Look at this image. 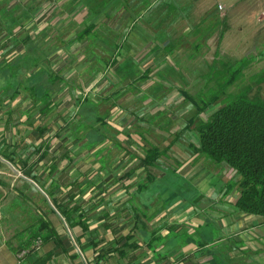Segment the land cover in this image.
<instances>
[{"label":"rangeland","instance_id":"1","mask_svg":"<svg viewBox=\"0 0 264 264\" xmlns=\"http://www.w3.org/2000/svg\"><path fill=\"white\" fill-rule=\"evenodd\" d=\"M141 1L148 5L140 11L142 14L137 13L136 16L133 12V10L136 11L135 7H131V9L120 8L114 13L113 11L108 12L107 15L99 14L94 24L97 32L96 37H86L81 40L78 34L84 28L85 23L90 21L87 17V6L82 7L80 4L72 10L73 12L69 9L57 12L53 3L54 0H46L40 5L42 9L36 12L33 21L22 14L21 19L25 22L23 24H25L26 30L13 26L12 32L18 37L16 40L12 39L6 43L7 55L4 58L14 66L11 65L12 70L7 71V74L0 73V86L12 84L16 87L20 82L25 84V80H27V85H33L38 92H41L45 87L52 85L48 76L50 70L60 69L61 75L65 79H76L77 87L73 90L67 85H56V89L61 90L52 95L53 106H50L49 113L45 116H36L34 109L29 114L33 115L30 117L35 118V120L27 119V121L36 123L42 121L41 125H45V122L51 125V121L57 120L61 124V121L68 120L72 114L78 98L94 97L95 94H105L120 87L119 84L122 81L117 64L107 67L106 72H99L102 75L105 74L103 77L97 78L100 75L98 74L86 81L83 74L76 75V72L79 70L83 72L85 67L83 63L85 62L95 63L97 57L101 60L104 55H107V53H103L104 49L109 48L112 51V48L108 47V42L103 40L112 35L119 38L122 30H124V34L128 33L125 37V40H128L124 50L126 53L124 52L118 60L131 61L126 65V68H132L134 64L136 71L131 69L125 74L124 86L127 85L132 74L136 72L140 74L142 69H145L143 74L147 73V75L140 82L144 85L147 83V87L135 84L122 88L113 96V105L106 102L99 106L100 109L89 103L83 104V107H86V117L90 120H94L99 112L108 108L106 106H110L106 121L116 130L119 149L114 148L110 153L109 164L101 165V156H98L97 151H95L97 147L85 148L70 130H64L60 138H54L51 142L50 153L52 155L65 153L70 158L69 162L67 159L60 161L59 167L62 176L66 175V172L69 173V176L76 173L75 176L82 174L80 181L87 178L93 181L91 185L83 183L85 184L84 187H87L83 194L85 200L83 204H86L90 198L95 203L103 198V203L98 206L99 210L89 213L91 227L98 229V231L101 230L103 233V230H106L114 238L122 236L123 232L130 231L132 225L135 224L131 234L140 243L145 244L144 239L148 238L153 231L161 235L164 234L165 229L174 228L175 230L174 225L168 227L170 222L166 227L161 226L163 219L157 218L160 213H172L173 210L177 213L192 207V210H196L193 211L195 212L193 215L198 219V217L202 218V215L208 214V209L202 210L204 208H200L199 202L208 203L210 201L209 203L212 202L211 204L214 205L219 201V198L223 200L224 194H227V199L238 194L235 190L229 191L230 193L224 192L226 182L233 178V172L229 169L220 170L216 173V169H211L213 171H211L212 177L201 178L205 174L202 169L206 167V162L198 158L197 155L195 156L196 159L193 160L192 149L189 146L197 144V136L193 132L181 134V129L188 119L196 114L201 104L210 103L211 105L199 114L200 117L205 118L212 113L226 101L228 96L225 97L223 94L248 92L250 97L264 99V0L260 2H257L259 0H246L243 5H235L233 12L229 14L228 38L223 40L219 38L220 31L224 30L222 25H207L205 27V24H200L196 28L185 29L183 26L176 30L175 0ZM167 3L172 5L169 6L170 4L167 5ZM237 6H242L243 11H237ZM217 7L218 11L223 9L221 5L217 4ZM109 8L113 9L114 7L112 5ZM246 8L249 10L246 11ZM220 13L222 12L220 11ZM26 34L30 35V39L18 44L20 41L18 39H23ZM4 37V32L1 31L0 42L6 40ZM193 37L195 40L192 42ZM93 40L97 43L93 45L94 47L92 46ZM169 40H178V44L172 46L171 52L167 51L164 54L162 51ZM141 48H143L144 54L140 53ZM175 49H177V55H180L176 59ZM53 50L57 51L53 53ZM38 55H44L43 60L33 64L31 58ZM55 57H57L56 60ZM47 58L53 63L47 64ZM235 62L236 65L245 67V69L238 75L236 73L237 81L229 85L225 81L228 78L229 66L233 64L230 69H234ZM176 67L179 70H176ZM3 93L5 92H3L2 87L0 89V102L4 96ZM145 94L148 96L144 97ZM149 95H152V99ZM30 99L29 93L17 94L10 105L1 106L0 104V146L4 142V138L9 143L16 139L15 126H11L7 131L4 130L1 121L2 118H5L4 110L6 108L10 111L15 110L11 118L18 120L19 111L17 110L30 107ZM25 118V115L21 116L22 121ZM28 126L29 123L25 124V120L19 126L21 128L19 133L26 141L41 142L52 138L54 134V128H52L46 131L42 138H38L35 130H26L29 128ZM173 137L177 140L175 144L170 146L171 148L166 154L167 157L164 156L158 160L157 167L152 168L153 179L151 183H147L144 190L137 191L138 185L146 179L139 160L143 155L144 144L157 145L163 148ZM104 144L109 147L112 143L107 140ZM0 158L6 164V166L0 164V242L2 241L8 247H14L13 251L16 253L14 261L12 260L11 263L5 258L4 262L5 264H15L19 263L29 252L28 249L16 251L18 243L16 232L24 227L18 219H22L21 213H19L20 205L18 207L11 205L16 193L18 195L16 188L24 189L26 194L31 197V203L35 199L34 196L37 197V190L46 198L47 196L32 179L25 177L24 180L27 183L19 180L22 177L21 172L11 162L1 156ZM52 160L53 157H47L46 166ZM181 164L185 165L183 171ZM167 165L172 169V172L165 174L164 170L162 172L157 170L167 167ZM45 170L47 169L44 168L43 171L45 172ZM195 171L198 175L197 181L192 179L195 177L186 179L185 173L184 176L182 175L183 172H186L191 177ZM166 186H171L170 189L168 188V200H164L165 202H162L161 207H159L157 202L160 200L161 191ZM47 201L49 204L51 203L49 198ZM108 203L110 205L107 206ZM168 208L170 210H167ZM166 210L167 212H165ZM104 211L107 214H104ZM147 215L152 217L150 221L145 220ZM134 216H136L135 219ZM48 218L61 234L66 235L67 233L72 239L74 245L67 244V250L74 249L78 252L80 248L72 238V230L66 226L59 214L57 212L55 214L49 213ZM165 219L168 220L166 216ZM208 219L207 225L203 224L196 228L191 227L187 222L181 223L176 229L179 231L176 233L177 242L180 243L181 240L184 242L186 238H191V240L179 245L178 248H183L196 239L199 240L200 237H203L200 235L203 231L209 235L206 237L211 243L216 239H221L219 238V227L212 222V217L208 216ZM104 226L107 227L104 228ZM189 229L191 231L187 235ZM73 230H78V228L75 227ZM110 235L105 233L103 239H98L97 235L95 238L98 239L99 244L102 241L101 246L106 248L111 245L107 239L111 237ZM66 240L64 237V241ZM228 241L235 242L238 247L242 246V242L238 243L234 237H229L220 240L210 250L224 248L221 256L226 259L227 264H264V260L260 259L262 254L259 256L251 252L250 249H246L240 259H236L232 255L228 257L229 250H226ZM157 245L163 247L162 243ZM262 245L264 244L262 243ZM32 247L33 250L37 247L38 250L51 248L50 244L42 242L37 246L32 243ZM23 250L24 253H22ZM85 251H87V259H89L91 252L88 249ZM161 255L163 256V251L161 253L154 251L156 258ZM209 255L210 259L206 260L208 257L200 258L202 263L217 264L214 258L215 253ZM60 256H54L47 264H60V261L63 262ZM149 257L153 258L150 253L147 254V258Z\"/></svg>","mask_w":264,"mask_h":264},{"label":"trees","instance_id":"2","mask_svg":"<svg viewBox=\"0 0 264 264\" xmlns=\"http://www.w3.org/2000/svg\"><path fill=\"white\" fill-rule=\"evenodd\" d=\"M44 1L46 0H0V33L3 31L5 35L4 38H6V40L0 42V59L2 58L0 60V73L7 74V71L12 70L11 65L13 64H11L10 61L6 60L4 57L7 55L5 48L6 43L12 39L16 40V37H18L12 32V29L14 28L13 26H18L19 29L26 30L25 24H23L25 22L22 21L21 15L25 14L26 18L29 17L30 21H33L36 12L42 9L40 5ZM140 1L141 0H54L53 3L55 4V10L57 12H63L68 9L72 11L80 4L82 7H88L86 8L88 11L87 17L90 21L87 22V24L85 23L83 26L84 28L78 34V37L81 40L86 37H96L97 32L95 31L96 28L94 24L96 23L95 21L99 14L107 15L108 12L113 11L114 13L118 9L124 7L130 9L131 7H135L137 9L135 5H137ZM168 4L170 3H167V5ZM112 5L114 8H109V6ZM147 5L148 4L146 3H142V7H146ZM171 5L172 4L169 6ZM133 12L135 16L137 13H140L138 10H133ZM224 20L225 18L222 19L223 27ZM132 24L134 23L132 22ZM123 31L124 30L121 31L119 38L109 35L112 38L107 37L106 40H103L106 43L108 42V47H111L112 51H110L109 48L104 49L103 53H107V55H104L101 60L97 57L95 59V63L85 62L83 63L85 65L83 72L82 70L76 72V75L83 74L86 81L90 78L92 79L98 74L100 75L97 76V78L103 77L105 74L102 75L99 72H106L107 67L117 64L120 74L119 76L121 78L120 80L122 81L119 84L120 87H118L115 91H108L105 94H95L94 97L88 96L78 98L76 100V107L74 108L72 114L68 120L63 122L61 121V124H59L57 120L51 121V125L46 122L45 125H41L42 121H39L38 123L27 121V119L35 120V118L30 117L33 115L29 114L34 109L36 116H45L49 113L50 106H53L52 95L61 90H57L56 85H67V87L73 90L77 87L76 79H65L61 75L60 69L55 71L50 70L48 76L52 85L51 87H45L41 92H38L33 85H27V80H25V84L20 82L16 87L12 84L0 86V89L3 87V92H5L3 93L4 96L0 102L1 106L6 104L10 105L12 101H14L17 94L22 95L29 93L31 97L30 107H24V110H22L23 108L17 110L19 111L18 120H13L11 118V115L14 114L15 110L10 111L8 108L4 110L6 113L5 118L1 119L4 130L7 131V129H10L11 126H15L16 139L9 143L4 138V142L0 146V156L11 162L15 168L21 172L22 177H20L19 180L26 182L24 178L28 177L35 181L53 205L52 207V205H50L47 201V198L38 190L36 191L37 197L34 196L35 199L31 203V197L26 194L24 189L20 188H16V191L18 190V195L16 193L15 198L11 202V205H14V207H18L20 205L19 213H21L20 216L22 219H18L22 222L21 224L24 225L23 229L16 232V237L18 238L16 251L19 252L22 249H28L29 252L25 255L26 257L33 251L32 243L36 238H40L44 244L51 242L54 245L52 250H49L45 254V257L41 259L39 264H42L45 260H47L54 250L59 249L62 252H68L66 245H73L69 237H67L65 242L64 239L62 240L60 234L57 233L56 227L48 218L49 213L55 214L57 212L66 226L70 229L74 226L80 227L81 234L73 236V239L79 248L83 250L80 244V239L86 232L92 231L89 228V213L96 211L99 204L103 203V198L99 199L96 203L93 202L92 198H90L86 204H83V194L87 189V187H84L85 184L83 183L91 185L93 181L88 178L80 181L82 174L75 176L76 173L69 176V173L66 172V175L62 176V173L60 172L61 169L59 167L60 161L67 159V162H69L70 158H68L65 153L61 155H52L50 153V145L54 138H60L62 136L64 130H70L72 135H75V138L78 141H81V144H83L85 148L90 149L97 147L95 151H97L96 154L98 156H101V165L109 164L110 158L108 157L110 156V153L114 148L119 149L120 146L118 145L119 141L116 138V130L106 121V116L110 106H106L108 108H104L101 112H99V115L96 116L94 120H90L86 117V107H83V104L89 103L90 105H94L96 108H99L101 104L106 102H110L107 104L113 105V96L122 88L129 85H139L140 80L145 79L147 73L139 75L136 72L135 74H132L127 82V85L124 86L125 74L131 69L132 71H136V65L133 64V67L128 69L126 68V65L131 63V61L123 59L122 61L118 60L119 57L123 56V53L125 52V44L128 41L127 39L125 40L128 33L124 34L125 32ZM29 39L30 35L26 34L23 39H18L20 40L18 44L26 42ZM83 41L91 42L92 40ZM94 44H97L95 40H93L92 46ZM174 44V40H169L165 44L162 53L165 54L167 51L171 52ZM15 47L17 48L18 45ZM58 48H60L59 45ZM56 51L57 50H53L52 52L54 53ZM43 56L44 55L34 56L31 58V62H33V64H37L40 60H43ZM56 59L57 57H55V60ZM46 60L47 64L53 63V61L49 60V58ZM71 61L73 62V60ZM232 65L229 66V74L227 75L228 78L225 81V83L228 82L229 85L234 84L237 81L238 73H241L245 69V67L243 68L236 65V62L234 64V69H230ZM21 88L26 90L24 91ZM223 95H225V97L228 96L226 101L220 104L218 108L205 118L200 117L199 114L211 104H201L197 109L196 114L188 119L185 126L181 129V132L189 130L196 134L198 142L195 146L191 147L193 152L197 154V157L206 162L207 168L212 170L216 169V172L224 169H229L233 172V178L226 182L225 189L227 192L235 190L238 193L233 204L235 210L246 215L260 216L264 220V99L260 97H250L248 92H236L230 95H227L226 93ZM147 96L148 95L145 94L144 97ZM149 97L152 99V95H149ZM23 115L26 117L24 119L25 124L29 123V128L26 129L27 131L35 130L38 138H42L46 131L54 128L52 138L41 142H37L35 140L26 141L22 138L19 133V129H21L19 126L24 121L21 120V116ZM141 138L143 139L142 136ZM107 140L112 143L109 147L104 144ZM174 142L175 137H173L163 148H160L157 145L144 144L143 155L139 158V160L140 166L144 168L146 179L138 185L137 191L144 190L147 187V183H151L153 176L148 171V168L157 167V161L162 159L164 156L167 157L166 154ZM98 146L101 147L99 148ZM49 156L53 157V160L46 166V159ZM0 164L6 166V164L1 160ZM101 167L103 168L104 166ZM167 167L168 168H161L164 170L165 174L172 172V169H170L168 165ZM44 168L47 169L45 172L43 171ZM108 205H110V203H108L107 206ZM14 211L16 210L14 209ZM103 213L107 214L106 211ZM135 218L136 216H134V219ZM151 218L152 217H148V215L145 216V220L150 221ZM164 226L166 227V225ZM105 227L107 226H104V228ZM133 227H135V224ZM177 232L179 231H170L167 235L162 236L153 231L147 240L145 239V242L151 249L157 244L162 243L164 247V257L171 250V248L178 247L179 245L185 244L187 241L191 240V238H186L184 242L183 240H181L180 243L177 242ZM187 235H189L188 232ZM132 236L133 235L131 233H128L125 235L124 239L128 240L132 238ZM98 244V239L96 240L95 236H92L89 241V245L95 248ZM125 244L126 243H123L122 245ZM226 245V250H232L238 247V244H235V242L228 241ZM114 249L118 250L119 254H121V251L123 250L118 247L105 248L102 252H98L97 255H95V261L91 264H103L102 262L106 261L108 252ZM223 249L224 248H222L221 252L212 251V253L215 252L214 258L216 259L215 262L217 264H227L226 259L221 256L223 254ZM77 255L78 253H75L72 257ZM24 258H22L18 264H22ZM33 264H35V262ZM87 264L90 263L87 262Z\"/></svg>","mask_w":264,"mask_h":264},{"label":"crops","instance_id":"3","mask_svg":"<svg viewBox=\"0 0 264 264\" xmlns=\"http://www.w3.org/2000/svg\"><path fill=\"white\" fill-rule=\"evenodd\" d=\"M245 1L246 0H232L231 2H230V0H175V29L176 30L179 28L181 29L183 26L185 27V29H187L189 27L196 28V26H198L200 24H202V25L205 24V27L207 25H215V26L220 25L221 26L222 25V19L225 18L224 27L222 26V28H224V31H222V32L220 31L219 38L221 40H223L225 38L227 39L228 38V29H229V14L233 12V7L235 5H241V4L243 5V3ZM260 1H262V0H259L257 2H260ZM217 4L221 5L223 7V9L218 11L217 10V8H218ZM135 6L137 7L136 10H138V11L145 9V7H142L141 1ZM236 9H237V11L242 12L244 8L242 6H239V7L237 6ZM248 10L249 9L246 8V11H248ZM220 11L222 13H220ZM189 23H191V24H189ZM178 34H179V32H178ZM192 40H195V37H193L191 39V41ZM185 41H187V40H185ZM177 44H178V40L177 41L175 40V46ZM177 49H175V59H176V57L180 56V55H177V52H176ZM142 50H143V48H141L140 53L144 54L145 52H142ZM140 53H139V55H140ZM176 70H179V68L176 67ZM144 72H145V69H142V71L139 75H142ZM146 84L144 85V83H142V82L139 83V85H143V86L147 87ZM186 132L192 133L193 131L186 130V131H183L181 134L186 133ZM178 137H180L179 134H178ZM176 140H177V138H175V141ZM174 144H175V142H174ZM189 146L193 147V146H195V144H191ZM192 147H191V149H192ZM192 153H193V156H192L193 160H195L196 159L195 156L197 154H195L193 152V150H192ZM172 160L174 161V159H172ZM152 168H154V167L148 168V171L150 173L153 172ZM166 168H168V167H166ZM181 169H182V171H183V169H185L184 164H181ZM143 170H144V168H143ZM157 170L162 172L161 168L157 169ZM202 171H204L205 174L203 176H201V178L213 176V173H212L213 171L207 167L202 169ZM144 173H145V171H144ZM184 173L186 175V177H185L186 179L195 177L192 179L194 181H197L198 175H197L196 171L191 174V177L188 176L189 174L186 172L182 173L183 176H184ZM215 173H216V171H215ZM171 186H166L161 191L160 200H159V202H157L159 207H161L160 205L162 202L163 203L165 202L164 200H168V196H169L168 188L170 189ZM224 192L225 193L227 192L226 189ZM224 195H225V197L223 198V200L219 198V201H217V203H215L214 205L211 204L212 202L209 203L210 201H208V203L199 202L201 205V207L200 206L199 207L204 208L202 210L208 209V214L202 215V218L198 217V219H197L193 215L195 213V212H193L195 209L192 210L193 209L192 207L190 209L186 208V209H184V211L177 212V213H175L174 210L172 211V213L167 212V210H170V208H168L165 211V212H167V214L166 213H160V215L157 217L159 219H163L161 226L167 225L170 222V224H168V227H171L174 225L175 231H176V229L183 222H187V224H189L191 227H195V228L197 226L200 227L203 224L207 225V223L209 222L208 216H210V217H212V222H214V224L219 227V232H220L219 238H221V239H216L213 243H211V241H208L209 238H207L206 236H209V235H206L205 231H203L200 234L203 237H200L199 240L196 239L193 243H189V244L183 246V248L182 247H179V248L173 247L164 257L159 256V258H156L154 256V251L161 253L164 249V247H162V245H159V246L157 245L155 248L151 249L150 247L147 246L146 242H145V244L140 243L139 240L135 236H132V238H130L128 240L124 239V237L127 233H129V232L131 233L134 224L132 225V228L130 229V231H128L126 233L123 232L122 236H119V237L116 236L114 238L112 237V235H110V232L103 230L104 231V233H103L101 230L98 231V229L91 227V224H90L89 228L92 231L86 232L84 234V236L81 237V239H80V242H81L80 244L84 250V253H83V250H81V249L78 252L75 251L74 249H71L68 252H62L59 249H56L53 251V253L50 255V257L47 258V260H45L42 264H47L50 260H52L54 258V256L57 257L60 255H61L60 257L63 259V262L58 261L60 264H87V262H89L90 264L94 263L95 255H97L98 252H102L103 249H105V246H101V244H103V242L100 241V244H98L95 248H93L91 245H89V241L91 240L92 236H95V235H97L98 239H103V237H104L103 234H105V233H106V235H107V233H109V235L111 236V237L107 238L109 240L108 241L109 244H111L108 247L113 248V246H114L115 248L118 247L120 249L122 248L123 250L121 251V254H119L118 250H115V249L110 250L107 254L106 261L102 262L103 264H200V263L205 264V263H202L200 258L208 257V258H206V260L210 259L209 254L212 253V251H213V250H210V248L214 244H217L220 240H222L224 238H229V237H234L236 242H238V243L242 242V246L234 248L232 250H229L228 251V257H231V255H232L234 258L240 259L243 257V253L246 251V249H250L251 252L258 254L259 256L262 254V256H260V259L264 260V245H262V243L264 244V220L260 216L246 215V214H243V213L236 211L235 208L233 207V204H234V201H235L238 194L237 195L234 194L233 196H230L229 199H227L228 198L227 194H224ZM208 206H210V207H208ZM52 207H53V205H52ZM97 210H99L98 207L96 208V211ZM191 210H192V212H190ZM93 212H91V213H93ZM165 216L168 218V220L165 219ZM197 220H198V222H197ZM90 221H91V219H90ZM75 227H77L78 230H73ZM71 230H72L71 231L72 232V238L75 235L78 236L81 234V230H80L79 226H74ZM164 231H165L164 234L163 233L161 234L162 236L167 235L168 231H174V228H170L169 230L165 229ZM189 231H191V229H189L187 232H189ZM113 232H114V230H113ZM57 233L60 234V236L62 237V240L64 239V237H66V239H67V237L70 238V236H68L67 233H66V235L65 234L63 235V233L61 234V232H59L58 230H57ZM84 238H85V241H83ZM145 239L147 240V237ZM145 239H144V241H145ZM71 241H72V239H71ZM123 243H126V244L122 245ZM49 244L51 246V248L49 250H52L54 245L51 242H49L48 245ZM72 244L74 245V243H72ZM108 247H106V248H108ZM13 248L14 247L11 248V247L6 246L2 241L0 242V264H5V262H4L5 258H6V260L11 261V263H12V260L14 261V256H16V253H14ZM78 248H79V246H78ZM86 249H88L91 252V254L89 255V259H87L88 255L86 253L87 251H85ZM49 250L48 249H45V250L39 249L38 250V247H37L36 249H34L32 252H30L23 259L22 264L23 263L33 264L34 262H35V264H39L41 259L45 257V254ZM214 251L215 252H217V251L221 252L222 248L214 249ZM75 253H78L79 256L77 255V256L72 257V255H74ZM149 253H150V256H152L153 258H150V257L147 258V254H149ZM232 253H234V254H232ZM85 254H86V257H84ZM90 256H91V258H90ZM81 258L83 259V261ZM165 260H166V262H165ZM17 263H15V264H17Z\"/></svg>","mask_w":264,"mask_h":264},{"label":"built area","instance_id":"4","mask_svg":"<svg viewBox=\"0 0 264 264\" xmlns=\"http://www.w3.org/2000/svg\"><path fill=\"white\" fill-rule=\"evenodd\" d=\"M220 7V6H219ZM42 242V240L40 238H36L34 241H33V244L35 246L39 245L40 243ZM25 251L23 250L22 253H24Z\"/></svg>","mask_w":264,"mask_h":264}]
</instances>
